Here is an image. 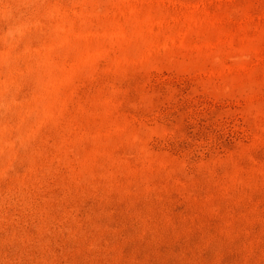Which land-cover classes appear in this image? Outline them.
Instances as JSON below:
<instances>
[{"label":"rangeland","instance_id":"374dc122","mask_svg":"<svg viewBox=\"0 0 264 264\" xmlns=\"http://www.w3.org/2000/svg\"><path fill=\"white\" fill-rule=\"evenodd\" d=\"M0 264H264V0H0Z\"/></svg>","mask_w":264,"mask_h":264}]
</instances>
